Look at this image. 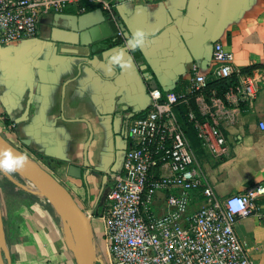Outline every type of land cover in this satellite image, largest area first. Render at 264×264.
Here are the masks:
<instances>
[{
  "label": "crops",
  "instance_id": "obj_1",
  "mask_svg": "<svg viewBox=\"0 0 264 264\" xmlns=\"http://www.w3.org/2000/svg\"><path fill=\"white\" fill-rule=\"evenodd\" d=\"M54 13L41 16L35 36L0 44V135L67 184L89 218L94 254L109 256L101 215L130 143L128 123L147 110L149 87L186 92L195 73L209 72L215 41L232 51L238 68L260 63L250 71L262 83L251 103L236 90L224 98L196 94L200 113L214 119L225 138L221 151L201 144L196 171L219 197L264 181V0H135L120 2L111 12L73 4ZM73 24L86 31L98 24L100 36L76 44L51 38L53 25ZM137 27L148 30L153 42L133 50L126 47L127 36ZM112 35L117 42L108 43ZM119 48H125L134 69L110 73L108 54ZM69 165L78 166L81 175L68 174ZM17 179L20 195L6 211L14 237L11 264H75L70 246L62 244L56 209L24 187L23 177ZM201 203L195 191L190 208ZM234 230L246 241L252 264H264V215L239 217Z\"/></svg>",
  "mask_w": 264,
  "mask_h": 264
},
{
  "label": "built area",
  "instance_id": "obj_2",
  "mask_svg": "<svg viewBox=\"0 0 264 264\" xmlns=\"http://www.w3.org/2000/svg\"><path fill=\"white\" fill-rule=\"evenodd\" d=\"M129 1L135 0H0V44L35 36L43 14L69 5L83 10L93 4L111 12L118 3ZM212 59L209 72L195 73L186 92L149 87L147 110L127 125L130 143L121 170L112 176L101 215L111 264H252L246 241L238 237L234 223L248 214L264 215V181L219 197L196 171V152L176 111L209 78L233 72L237 82L225 92L239 91L252 102L262 80L236 67L232 51L221 41L213 43ZM188 117L201 144L213 151L225 148L223 131L214 119L199 118L192 109ZM260 126L264 127L263 121ZM195 191L202 203L191 209ZM159 192L162 211L157 213ZM235 199L245 202L242 213L230 211L229 202Z\"/></svg>",
  "mask_w": 264,
  "mask_h": 264
},
{
  "label": "rangeland",
  "instance_id": "obj_3",
  "mask_svg": "<svg viewBox=\"0 0 264 264\" xmlns=\"http://www.w3.org/2000/svg\"><path fill=\"white\" fill-rule=\"evenodd\" d=\"M4 139V138H3ZM5 140V139H4ZM4 145L6 143L2 140H0ZM34 160V159H33ZM35 164L40 166L52 179H54L59 185H61L66 192L71 196V193L67 187V184L58 177V175L53 172L51 169H48L47 167L43 166L40 164V162L34 161ZM35 167V166H34ZM37 168V167H36ZM45 174V173H44ZM21 175V176H20ZM17 177H23V182H21L24 187H27L29 189L35 190V183L33 180L30 178L28 174H24L22 172H17L11 175H7L4 172L0 171V235H1V251H0V259H2L3 264H11L10 262V256H9V248H10V241L14 240V237H12L10 234L11 226H12V221H10L7 218V212L11 206V201H13L15 198H18L20 194H18L17 189L15 188L14 185L15 182H20ZM18 180V181H17ZM72 197V196H71ZM8 209V210H7ZM59 219H60V231H61V241L62 244L68 247V245L65 242L64 236H63V223L61 216L57 214ZM79 232V230H78ZM3 243V244H2ZM3 245V246H2ZM97 245L94 249V251H97ZM6 253V254H5ZM68 253L74 258L75 264H78L75 254L73 253L72 249L68 247ZM108 255H102L97 254L95 252L94 254V264H111L109 260Z\"/></svg>",
  "mask_w": 264,
  "mask_h": 264
},
{
  "label": "clouds",
  "instance_id": "obj_4",
  "mask_svg": "<svg viewBox=\"0 0 264 264\" xmlns=\"http://www.w3.org/2000/svg\"><path fill=\"white\" fill-rule=\"evenodd\" d=\"M141 9H137L139 13ZM152 34L141 27H137L130 35L127 36V45L133 50L148 47L152 43ZM119 69L121 72L132 71L134 69L133 60L126 55L125 48L113 49L107 58L106 71L113 72ZM27 153L17 152L11 147L0 148V171L7 175H11L22 171L29 163ZM230 211L232 213L243 212L245 202L235 199L229 202Z\"/></svg>",
  "mask_w": 264,
  "mask_h": 264
},
{
  "label": "water",
  "instance_id": "obj_5",
  "mask_svg": "<svg viewBox=\"0 0 264 264\" xmlns=\"http://www.w3.org/2000/svg\"><path fill=\"white\" fill-rule=\"evenodd\" d=\"M54 14H59V12H56ZM97 27H98V24L97 25L95 24L94 26H91L89 30L86 31L85 28L87 27H84V26L77 27L76 25L74 26V24L69 27H61L58 25H53L50 30V36L52 39L59 41V42H63V43H70V44L86 43V42L91 41L92 39L99 38L100 34L97 30ZM65 48L66 50L70 49L69 47H65ZM26 111L23 113L24 115ZM0 139L6 143L5 147H11L15 151L21 152L19 149H17L16 147L8 143L6 140H4L1 135H0ZM29 161L33 166L39 168L43 173L47 174L40 166L35 164V162L32 159L29 158ZM67 172L68 174L77 176V177L81 175L80 168L75 165H69ZM45 197H47V199L53 205L50 198L48 196H45ZM69 202L77 217V221L79 224V232H80L81 241H82L83 262L82 263H79L78 261L77 262L78 264H94L93 242H92L89 225H88L89 218L85 214L84 210L78 205V203L70 195H69ZM0 251H1V244H0ZM72 251L75 254V251L73 249Z\"/></svg>",
  "mask_w": 264,
  "mask_h": 264
},
{
  "label": "bare ground",
  "instance_id": "obj_6",
  "mask_svg": "<svg viewBox=\"0 0 264 264\" xmlns=\"http://www.w3.org/2000/svg\"><path fill=\"white\" fill-rule=\"evenodd\" d=\"M0 148H5V145L1 141H0ZM20 172L30 175L31 179L35 183L34 189L39 195L48 196L50 198L54 207L56 208V211L61 216L63 223L64 239L67 242V244L70 246V248L75 250L77 261L79 263H82L83 252H82V247H80L79 245V236L81 241V235L80 232L78 235V231H77L79 230V224L77 229V222H78L76 220L77 217H75L76 215H74L75 213L69 202V195L67 194L66 190L50 176L44 174L39 168L34 167L30 162ZM3 241L1 240V235H0V243ZM81 245H82V241H81ZM0 264H3L2 259H0Z\"/></svg>",
  "mask_w": 264,
  "mask_h": 264
},
{
  "label": "trees",
  "instance_id": "obj_7",
  "mask_svg": "<svg viewBox=\"0 0 264 264\" xmlns=\"http://www.w3.org/2000/svg\"><path fill=\"white\" fill-rule=\"evenodd\" d=\"M116 36L112 35L107 40L108 43H115ZM261 66L260 63H254L250 64L244 67H241L240 69L242 71H250L251 68ZM237 82V75L236 73H231L226 76L221 77H214L209 78L206 82V84L203 86V88L199 91L203 94L204 98L207 99L208 96H215V97H221L224 98V93L227 89L235 85ZM199 92H194L189 95L188 102H180L176 106V111L178 114V119L181 122V125L183 126L186 135L189 138L191 146L194 148L196 154H200L201 151V139L196 134V128L193 124V121L188 117V111L192 109L196 116L199 118H203V114L200 113L198 109V105L196 103V94Z\"/></svg>",
  "mask_w": 264,
  "mask_h": 264
}]
</instances>
